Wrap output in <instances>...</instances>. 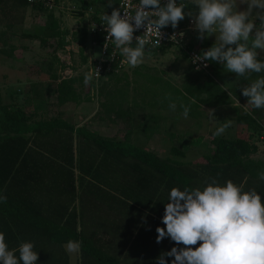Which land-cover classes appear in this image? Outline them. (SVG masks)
Here are the masks:
<instances>
[{
    "label": "trees",
    "instance_id": "trees-1",
    "mask_svg": "<svg viewBox=\"0 0 264 264\" xmlns=\"http://www.w3.org/2000/svg\"><path fill=\"white\" fill-rule=\"evenodd\" d=\"M185 1L194 11L193 2ZM28 2L0 0V11L4 14L9 6L25 7ZM92 3L82 1L85 8ZM33 7L40 10L42 4L37 0ZM48 20L40 35L25 36L55 52L67 44L68 31L57 26L52 13ZM195 35L189 48L194 46ZM71 38L83 45L87 31L80 27ZM214 43L204 39L197 49L202 53ZM209 62L215 73L217 63ZM232 74L234 83L228 95L216 87L212 75L202 87L190 85L184 91L175 88V92L193 113L198 104L211 100V92L216 100L223 97L227 101L230 95L242 101V88L264 76V72ZM82 79L62 80L56 89L57 103L81 102L74 84ZM91 85L86 86V95ZM203 93L205 99H199ZM102 106L106 113L113 110L111 102ZM262 118L264 113L253 108L236 121L260 132ZM152 134L151 130L149 136ZM210 145L194 161L179 160L185 156L187 144L172 146V158H163L126 139L102 136L88 126L76 127L67 119L31 122L22 108L3 105L0 100V196L7 197L6 203L0 202V232L5 234L9 250L18 249L22 242L33 243L39 255L36 264H69L64 249L69 240L81 242L79 264H156L162 253L184 247L170 238L156 242V228L166 227L162 224L164 205L173 187L203 189L206 180L215 179L221 185L232 180L243 185L244 191L258 193L264 163L250 158L257 152L252 135L238 131L234 138L213 137ZM16 256L19 258L18 251ZM165 259L172 264L174 257Z\"/></svg>",
    "mask_w": 264,
    "mask_h": 264
},
{
    "label": "clouds",
    "instance_id": "clouds-1",
    "mask_svg": "<svg viewBox=\"0 0 264 264\" xmlns=\"http://www.w3.org/2000/svg\"><path fill=\"white\" fill-rule=\"evenodd\" d=\"M194 3L197 12L186 13V5L178 4L177 0H167L163 6L161 0H139L136 4L121 5L123 17L119 9H114L111 15L104 13L101 17L107 33L104 48L108 49L111 42L131 67H137L144 62L146 45L152 43V38H157L155 47L160 44L161 29L169 25L177 28L187 15L193 18L198 39L213 35L216 38L212 47L193 57V64L215 61L237 76L264 72V61L258 59L257 51H264V0H242L240 4L247 5L243 11L238 10L237 0H194ZM141 28H146L145 33L134 37V32ZM170 39L176 42L177 35ZM95 74L100 76L97 70ZM92 79L91 72L85 73L84 85L88 86ZM242 94L249 98L247 105L264 108V76L242 88ZM176 107L175 102L169 103L172 111ZM180 107L187 118L190 108L184 104ZM226 127L227 124L218 128L214 135L223 134ZM259 179L264 180V172L259 173ZM204 183L203 189L170 190L162 217L166 227L156 228V242L170 238L184 247H172L162 253L156 264H167L165 257H174L172 264H264L261 195L255 189L244 191L243 185L237 186L232 180L224 185L215 179ZM6 201V196H0V202ZM64 247L69 254H76L81 242L69 240ZM33 249V243L22 242L18 249L9 250L5 234L0 232V264H36L39 255Z\"/></svg>",
    "mask_w": 264,
    "mask_h": 264
},
{
    "label": "rangeland",
    "instance_id": "rangeland-1",
    "mask_svg": "<svg viewBox=\"0 0 264 264\" xmlns=\"http://www.w3.org/2000/svg\"><path fill=\"white\" fill-rule=\"evenodd\" d=\"M82 1H93V3L85 8ZM189 1L194 4L193 12H197L194 0ZM28 3L29 5L25 7L9 6L4 14L0 11V100L3 105L22 108L30 116V121L33 122L59 116L60 113L53 114V105L56 102L51 76H56L54 69L58 70L63 64L58 57L56 58V55H53L54 52L51 48L42 46L38 40L27 38L25 35H40L42 28L49 23L48 16L55 10L60 12L61 17L66 16V21L61 20V25L67 26L69 29L77 26L75 29H78L83 24L84 27L89 28L91 23L101 21L102 15L112 10L118 0H111V6H109L110 0H54L52 10L43 5L40 10L34 9L33 3ZM239 9L241 8L238 7ZM195 33L196 38L193 45L198 48V44H201L202 40L198 39V32ZM206 39H210V37ZM61 54H65V52ZM86 54L90 58H97L100 56V48L92 46L88 41ZM70 55L72 57L70 59L71 67L75 70V75L83 78L75 86L82 100L75 104L81 105V110H79L81 112L78 117H75L76 106L68 104V107L65 106V111L61 112L62 118L78 123L82 122L81 115L84 113L86 125L96 133L108 138L126 139L131 143L144 145L146 146L145 150L158 153L160 156H171L169 148L172 145H178L181 138L188 142L198 136L203 137V143L199 144L200 146H193L191 151H188L187 157L192 158L191 160L195 156L200 157L201 153L206 152L211 146L210 140L216 136L212 132L217 128L212 127L210 120L207 122L202 120L200 112L207 114L208 118L211 117V113L208 111L210 109L205 106H198L195 109V112L200 115L198 120L203 123L202 128L193 130V123L190 122L194 120L189 122L187 118H181L176 122L172 120L162 122L159 119L156 124L157 132L147 142L146 138L140 134L137 135L135 130L138 125L147 123L150 127L156 123L154 120L152 122L150 117L153 119L154 116L158 118L160 114H171L172 116L182 114L183 110L180 109V105L183 104V101L180 95L175 92V88L184 91L190 85H197L198 82L201 83L207 78L209 79L210 75L215 77L212 64L209 61L208 74H203L200 71H195L177 48L148 51L145 52L142 64L131 67L126 62L118 73L100 80L97 84V91L90 87L89 93L86 95V86L83 81L84 75L88 71V65L82 68L79 65V55L76 54L75 58L72 53ZM79 69L81 70L78 71ZM232 81L227 79L222 83L226 84L229 89ZM244 98L243 103L233 107L240 113L250 111L252 107V105H247L249 98ZM105 102L109 104L111 102L114 111L106 113L102 106V103ZM170 102L176 103L175 111L168 108ZM243 129L244 127L240 126L231 134L236 135ZM225 130L219 136H230V133H225ZM171 133L174 134L173 138H169ZM253 134L258 137L262 136L258 131H254ZM67 254L69 264H79L78 253L69 254L67 252Z\"/></svg>",
    "mask_w": 264,
    "mask_h": 264
},
{
    "label": "crops",
    "instance_id": "crops-1",
    "mask_svg": "<svg viewBox=\"0 0 264 264\" xmlns=\"http://www.w3.org/2000/svg\"><path fill=\"white\" fill-rule=\"evenodd\" d=\"M237 3L239 4L238 7L241 8L239 10H241V11L246 10L247 5L246 4H240V3H242V0H237ZM59 13L60 12H58V10H55V11L52 12V15H53V17L56 20L57 26H59L60 29H62V30L65 29V30L68 31V35L65 37L67 44L63 48L57 49L54 52L53 55L54 56L56 55V58L58 56H61V55L68 56L69 57V60H70V59H72V57L70 55L71 53L73 54V58H75V56L77 54V55H79V63H80L79 65H81L82 68H85V66L86 65H89V63L94 59V58H90L86 54V48H87L88 41H90L89 40L90 39V36L87 33V38H86V41L84 42L83 45H79L77 42L73 41L71 37H72V34L77 31V29H75L77 26L76 27L73 26L71 29H69L67 26L61 25L60 24L61 20H65L66 21V16L63 15L61 17V15ZM257 24H259V21H257ZM80 27H83L85 30L87 29V27L86 26L84 27L83 24ZM80 27H78V29ZM206 40L215 42L216 38L213 35V36L210 37V39H206ZM81 48H82V50L80 52V49ZM257 51L259 53L258 58H263L264 59V51H260V50H257ZM62 52H65V54H61ZM71 66H72V62L71 61H70V66L69 67H67V66H65L63 64V66L60 67L58 70L54 69V72L57 75L56 76L55 75L51 76V81L54 83V97H55V102H56V104L53 105L54 106L53 114L55 115L57 113H60V114H58L59 116H57V117L58 118H61L63 120H64V118L61 117V115H62L61 112L63 113L65 111V106L68 107V104H73L74 107L76 106V111H77L76 114L77 115L75 114V117H78L80 115L79 112H81V111H79V110H81L80 109L81 108V105L78 106L74 102H65L63 104H58L57 103V100H56L57 99L56 98V96H57L56 89H57L58 84H60V82L62 80L69 79V78H81V77L75 75L76 74L75 73V70L72 69ZM66 70L69 72L68 74L65 72ZM80 70L81 69H79L78 71H80ZM212 79H213L214 83H216V87H219L227 95L229 94L228 93V90L229 89L226 87V84H223L222 82L223 81H227V79H229V81L230 80H233L232 82L234 83V75L232 74V72L228 71L227 68H225V66L217 63V67L215 69V77H212ZM203 82H201V83L198 82L197 83V86L198 87H202ZM78 83L79 82L77 81V83L74 84V87L77 86L76 84H78ZM214 91H215L214 94L219 93L218 96H220V92H218L217 90H214ZM209 96L212 97L211 100H209V102H203V103L198 104L201 107L202 106H205V107H208L210 109V110H208L211 113L210 114L211 115L210 118L206 117L207 114L205 115L204 113H201V112L199 113L200 115H202V120L205 121V122H207V120H210L211 121V125H213L212 127H216L217 129L220 128V127H223L225 124H227L228 127L225 128L226 129L225 130V133H230V136H228V137L227 136H217V135L216 136H213V137L234 138L235 135L234 134L232 135L231 132L234 131V130H236V128H238L240 126L241 127H244V129L242 131L251 134L252 135V142L257 146V152L255 154L251 155L250 158L253 159V160H257V161H260V162L264 163V141H263L264 139L262 138L263 136L258 137V136H256V134H253V132L254 131H258V129L248 128L246 125L239 124L236 121V117L237 116L242 115L244 113H248L249 114L254 107L252 106L251 109H250V111H246L244 113H242V112L240 113V112L236 111V109L233 108V107H237L238 104L243 103V100H245V98L243 97V94H242V101L236 100L234 97H232L230 95H229V98L230 99L227 100V101L223 97H218L220 99L219 100H216V98L214 97V95L212 94V92H211V95L209 93ZM205 97H206V93H203V94L200 95L199 99H202L203 100V99H205ZM258 110L260 111V113H264V108H261V109H258ZM233 111H234V114H232ZM84 112H86L85 109H84ZM200 115H198V112H195V111H193V113H190L189 112V115H188L187 119L189 120V122L192 121V120H194V121L190 122V123H193L192 124L193 125V130H196V129H199V128H202L203 127L202 126L203 123L198 120V118L200 117ZM81 116H82V119H81L82 122L81 121L78 122V123H73L72 122L76 127H80V126L86 127L87 126L86 125V115H84V113H83V115H81ZM225 116H228V117L226 118ZM223 117H225V118H223ZM229 117L230 118L231 117H234V118L233 119H230ZM181 118H184V116L182 114H180L179 116H176V115H173L172 116L171 114L170 115H161L160 114L158 118L154 116L153 119H152V117H150V120L152 122L154 120V122H156V123H154L150 127H148V124L147 123H144L143 125L141 124V126L138 125L137 127H135L136 134L137 135L140 134L142 137H145L146 138V142H147L157 132V125L156 124L159 121V119L162 122L163 121L167 122V121H170V120L176 122V121L180 120ZM214 122H215V124H214ZM235 123H237L238 126H236L237 124L235 125ZM258 123H259L260 128H261L260 129L261 134H264V118L259 119V122ZM144 127H146L145 130L143 129ZM151 130L153 131V134L151 136H149L151 134ZM215 131L212 132V133H215ZM170 136L171 137H169V138H173L174 137V134L171 133ZM201 143H203V137L202 136H198L193 141L188 140V142H187V140H184L183 138H181L178 145L175 144V145H172V146H180V145H183V144H187L189 146V148H188L187 152L185 153V156L183 158H179V160L180 161H183V162H190V161H193V160L198 159L199 156H195L193 158V160H191L192 158L187 157L188 151L189 150L191 151V148L193 146H198ZM131 144H133L136 147L141 148V149H144V147H146L144 145H138L137 143H131ZM195 150H196V148H195ZM149 152H152V151H149ZM152 153L158 155L159 157H163V158L164 157H169V158H172L171 156H168V155H166V156H163V155L160 156L158 153H155V152H152ZM203 153H205V152H203ZM203 153H201V155ZM246 191H249V190H246ZM258 194L261 195L262 203H264V180H260L259 179V182H258ZM64 249H65V247H64ZM65 251H66V249H65ZM68 259H69V257H68ZM78 260H79V253H78Z\"/></svg>",
    "mask_w": 264,
    "mask_h": 264
},
{
    "label": "built area",
    "instance_id": "built-area-1",
    "mask_svg": "<svg viewBox=\"0 0 264 264\" xmlns=\"http://www.w3.org/2000/svg\"><path fill=\"white\" fill-rule=\"evenodd\" d=\"M31 3H34L36 1L34 0H28ZM44 7H47L49 10H52L54 7V0H38ZM139 0H118V3L115 4V7L108 11V15H111L112 11L114 9H119L121 11V16L123 17L124 11L121 8V5L127 6V4H136ZM178 4L183 3L186 5L185 12H189L188 3L185 0H177ZM167 3V0H161V5H165ZM103 21H99L97 23H91L89 28L86 29L87 33L90 36V43L92 46H98L100 48V56L97 58H94L88 65V72H91L93 74V79L91 81V89L95 88L97 91V84L100 80L106 79L107 76L113 75L119 72V70L122 68V66L125 65L126 58L123 57L119 51V49H116L114 44L109 42L108 49L104 48V44L106 43V36L107 33L104 30V25L102 24ZM93 26V27H92ZM146 28H141L134 32L135 36H141L145 33ZM195 32H198L195 29V25L193 23V18L189 16H185V19L179 22L177 28L173 29L171 25H169L166 28L161 29V37H160V44H156L155 47H153V44L156 41V37L152 38V43H149L146 45L145 52L152 51V50H161L163 49H170L172 47L177 48L182 52L183 55L186 56L187 60L189 61L190 65L195 71H200L203 74H207L209 71V63L208 61H202L197 64L192 63V59L196 55H200L201 52L196 48L192 47L189 48L188 44L191 42V37L194 35ZM180 33H183V36H180ZM176 34L177 35V41L174 42L170 39V37ZM133 46H135V39L133 41ZM60 62L64 64L65 66H70V60L68 56H58ZM207 64L208 66L205 67L204 64ZM199 68V70H197ZM96 70L99 72V77L95 74ZM67 74L69 73L67 70L65 71ZM264 139V136L262 137Z\"/></svg>",
    "mask_w": 264,
    "mask_h": 264
}]
</instances>
